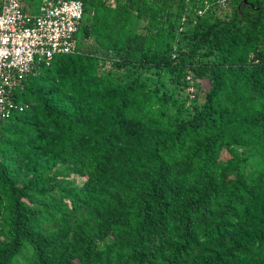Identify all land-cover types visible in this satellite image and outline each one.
Masks as SVG:
<instances>
[{
  "label": "trees",
  "instance_id": "trees-1",
  "mask_svg": "<svg viewBox=\"0 0 264 264\" xmlns=\"http://www.w3.org/2000/svg\"><path fill=\"white\" fill-rule=\"evenodd\" d=\"M199 7L86 1L14 90L0 264H264V0Z\"/></svg>",
  "mask_w": 264,
  "mask_h": 264
},
{
  "label": "built area",
  "instance_id": "built-area-1",
  "mask_svg": "<svg viewBox=\"0 0 264 264\" xmlns=\"http://www.w3.org/2000/svg\"><path fill=\"white\" fill-rule=\"evenodd\" d=\"M0 0V121L24 105L14 97L37 65L76 52V33L89 0ZM229 0H195L198 14Z\"/></svg>",
  "mask_w": 264,
  "mask_h": 264
},
{
  "label": "rangeland",
  "instance_id": "rangeland-1",
  "mask_svg": "<svg viewBox=\"0 0 264 264\" xmlns=\"http://www.w3.org/2000/svg\"><path fill=\"white\" fill-rule=\"evenodd\" d=\"M36 3L40 4V0H37ZM106 67H109V64H107ZM162 74H165L164 77L158 81V79H157L158 75L155 73V69H152V70L144 73L143 78L146 79V82L148 83L150 88L160 86L162 91L166 90V91L171 92L172 83L170 82V75L167 72L166 73L163 72ZM205 84L206 83H204V86H205ZM193 90H194L193 86L189 87V92H193ZM178 95H184V93L183 94L179 93ZM199 101L202 102L203 99L200 98Z\"/></svg>",
  "mask_w": 264,
  "mask_h": 264
},
{
  "label": "clouds",
  "instance_id": "clouds-1",
  "mask_svg": "<svg viewBox=\"0 0 264 264\" xmlns=\"http://www.w3.org/2000/svg\"><path fill=\"white\" fill-rule=\"evenodd\" d=\"M15 96V95H14ZM16 99V96L14 97ZM17 100V99H16ZM19 103L23 104L24 105V110H25V104L19 100H17ZM7 119V118H6ZM5 120V119H4ZM2 121V120H1Z\"/></svg>",
  "mask_w": 264,
  "mask_h": 264
},
{
  "label": "water",
  "instance_id": "water-1",
  "mask_svg": "<svg viewBox=\"0 0 264 264\" xmlns=\"http://www.w3.org/2000/svg\"><path fill=\"white\" fill-rule=\"evenodd\" d=\"M245 2H247V0H244Z\"/></svg>",
  "mask_w": 264,
  "mask_h": 264
}]
</instances>
